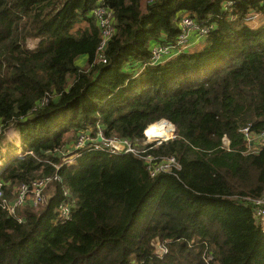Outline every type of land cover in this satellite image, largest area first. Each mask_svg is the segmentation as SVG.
I'll return each instance as SVG.
<instances>
[{
    "label": "trees",
    "instance_id": "obj_1",
    "mask_svg": "<svg viewBox=\"0 0 264 264\" xmlns=\"http://www.w3.org/2000/svg\"><path fill=\"white\" fill-rule=\"evenodd\" d=\"M226 1L0 0V146L15 128L23 149L0 168V189L11 200L20 184L62 179L42 206H0V264H264L252 202L264 195V146L251 150L242 131L264 130V0ZM97 10L111 22L101 49ZM185 13L213 30L139 69ZM161 120L174 137L145 148L174 157L169 172L104 151L50 163L79 131L139 146Z\"/></svg>",
    "mask_w": 264,
    "mask_h": 264
},
{
    "label": "built area",
    "instance_id": "obj_2",
    "mask_svg": "<svg viewBox=\"0 0 264 264\" xmlns=\"http://www.w3.org/2000/svg\"><path fill=\"white\" fill-rule=\"evenodd\" d=\"M236 1L238 0H227L224 4L226 7H233ZM95 13L98 16L99 24L102 27V42L99 47V49H101L111 35V22L109 16L106 18L102 17L103 11L97 10ZM248 16L247 21L253 22L255 18H257L258 14L255 17L251 14ZM214 26L215 24L212 23L209 25H201L190 18L187 14L180 16L178 24L179 30L176 37L170 42L153 44L150 49L149 58L144 61L141 66L157 65L163 60L185 51L192 45L191 35H195L196 38L204 37L213 30ZM102 62H105V60L102 59ZM242 131L245 133L247 140L249 137L255 136L258 138V142L261 144L260 146H264V130L258 135L250 133L248 127H245ZM71 145L74 150L70 151L69 155H66L61 164H53L50 162L56 170H58L62 164L70 163V158L80 153L82 150L104 151L112 155H135L145 161L152 176L159 173L169 172L172 168H178L179 166L174 157H155L148 154L145 146L149 145V148H151L155 145L154 143L146 144L142 142L139 146H136L128 139L118 138L115 136L106 137L101 133V131H98L96 136H93L87 130L79 131L76 139ZM53 181H62L57 172H54L53 175L42 176L34 179L30 183L20 184L16 189L14 198L11 200L4 198L2 190L0 189V206L5 208L9 215L12 216H16L17 207H21L27 203L30 204V206H38L44 200V194L48 185ZM62 194L64 199L59 203L57 211L59 217L64 221L70 218L71 204L69 202V190L67 188H63ZM252 202L254 206V215L264 220V195L260 198L252 199ZM159 246H161L163 253L167 251L166 247L163 245Z\"/></svg>",
    "mask_w": 264,
    "mask_h": 264
},
{
    "label": "rangeland",
    "instance_id": "obj_3",
    "mask_svg": "<svg viewBox=\"0 0 264 264\" xmlns=\"http://www.w3.org/2000/svg\"><path fill=\"white\" fill-rule=\"evenodd\" d=\"M225 7V5H224ZM223 7V8H224ZM187 14V13H185ZM252 15L253 17L257 16L256 13H252V12H247L246 13V20L247 18L249 17L248 15ZM184 15V14H182ZM181 15V16H182ZM189 16V14H187ZM190 18H192L193 20H195L193 17L189 16ZM260 18V15L258 14L257 18H255V20L253 22H251V24H256L258 22ZM178 24H179V20H178ZM201 25H209V24H206V23H200ZM214 24V23H212ZM36 41L34 40H31V45H33ZM166 43V42H164ZM153 44V43H152ZM174 56V55H173ZM172 57V56H171ZM170 59V57L168 58ZM167 59V60H168ZM166 61V60H165ZM145 66H139L138 68L139 69H143ZM154 124H157L159 127L161 126H165L163 127L159 132L158 134L156 135H153V128L149 129L148 131V134L146 131H144V140H143V143H146V144H151V143H154L155 145L159 144L160 142L162 141H165L167 139H170L172 137H174V134L173 132L175 133V128L173 126L172 123H170L169 121H166V120H161V121H158V122H155ZM153 125V124H152ZM150 127V126H149ZM168 127V135L166 137L163 136V134L165 133V128ZM69 134V137H71V133H68ZM73 139V138H70L69 140H67L68 142ZM76 139V138H75ZM74 139V140H75ZM78 142V141H77ZM21 136H20V133L17 129L15 128H11L10 130L7 131L6 133V136L5 138L2 140L1 142V146H0V168L3 166V164L5 163V161H7L9 158L12 157L13 153L17 156H21L23 155L22 153V147H21ZM223 143L224 145H227L228 144V141L227 139H223ZM258 144V145H261L259 142H258V138L255 137V136H251L249 137V139L247 140V144L249 145L250 149L251 150H255V147L254 145L255 144ZM77 144V143H76ZM72 145L69 146V148L67 149H62L59 153H60V158H61V161L66 157V155H69L70 154V151L74 150L72 147ZM85 151H90V150H82L80 153L74 155L73 157H71L69 161H72V158L74 159L75 157L79 156L80 154H82L83 152ZM52 184V182L50 183ZM50 184L48 185V188L50 186ZM53 188H49V189H46V192L44 194V200L38 205V206H30V204H25V205H29L28 207H33V208H36V207H39V206H42L43 204H45L47 202V199L53 194ZM30 199V198H29ZM23 205V206H25ZM264 218V217H263ZM157 250L159 251V253H163L162 249H161V246H158L157 247Z\"/></svg>",
    "mask_w": 264,
    "mask_h": 264
},
{
    "label": "crops",
    "instance_id": "obj_4",
    "mask_svg": "<svg viewBox=\"0 0 264 264\" xmlns=\"http://www.w3.org/2000/svg\"><path fill=\"white\" fill-rule=\"evenodd\" d=\"M203 37L201 38H196L195 35H191V41H192V44H194L196 41H199L200 39H202ZM84 61L83 58L80 59V62Z\"/></svg>",
    "mask_w": 264,
    "mask_h": 264
},
{
    "label": "bare ground",
    "instance_id": "obj_5",
    "mask_svg": "<svg viewBox=\"0 0 264 264\" xmlns=\"http://www.w3.org/2000/svg\"><path fill=\"white\" fill-rule=\"evenodd\" d=\"M168 135V127L165 128V133L163 134L164 137Z\"/></svg>",
    "mask_w": 264,
    "mask_h": 264
}]
</instances>
